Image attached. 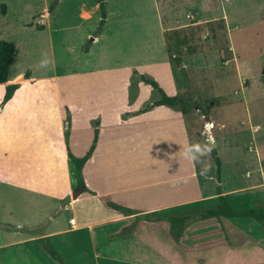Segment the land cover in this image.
Wrapping results in <instances>:
<instances>
[{
	"label": "crops",
	"instance_id": "0c3cea01",
	"mask_svg": "<svg viewBox=\"0 0 264 264\" xmlns=\"http://www.w3.org/2000/svg\"><path fill=\"white\" fill-rule=\"evenodd\" d=\"M154 5L161 21L158 0ZM48 12L44 10L45 15ZM105 26L106 20L101 31ZM168 60L171 62L169 54ZM162 66L166 81L158 84L166 94H178L172 64ZM28 71V78H24L26 71L13 77L9 72L8 80L0 83V102L6 84L18 83L0 107V188L8 189V199H0V206H9L2 209L6 214L0 215V251L21 245L32 253L36 245L44 256L32 264H58L60 240L84 232L92 248L106 253L121 249L115 260L123 264H147L141 254L151 249L159 255L153 262L147 261L152 264H264L263 229L261 226V237L256 236V223L253 228L245 227L247 232L238 227L244 234L236 231L226 237L223 233L217 236L218 230L202 231L198 226L230 217L197 219L174 239L168 221L139 218L151 211L177 212L193 205H213L218 202V185L228 200L232 191L248 184L240 179L241 171L233 165L236 161L225 162L220 152L219 181L215 169L202 175L201 163L184 159L185 146L192 144L184 115L176 106L153 104L160 93L140 76L137 80L133 77L134 71L144 75L139 69L122 65L72 74L74 70L37 72L32 66ZM75 75H80V80ZM156 91L158 96L153 95ZM95 129V148L82 167L86 190L79 187L73 197L79 188L68 148L82 156L93 142ZM212 179L214 184L207 182ZM225 182L231 183L228 188ZM109 200L132 208L134 213L109 207ZM60 214H66V225L55 221ZM239 219L257 222L251 217ZM17 227L23 230L19 232ZM45 243L58 258L49 254ZM125 248L138 252L124 254Z\"/></svg>",
	"mask_w": 264,
	"mask_h": 264
},
{
	"label": "rangeland",
	"instance_id": "374dc122",
	"mask_svg": "<svg viewBox=\"0 0 264 264\" xmlns=\"http://www.w3.org/2000/svg\"><path fill=\"white\" fill-rule=\"evenodd\" d=\"M105 5L106 26L97 32L101 12L95 0H0V39L12 41L17 48L11 76L32 66L37 72L74 70L76 74L126 65L165 85L162 63L172 64L180 98L176 107L184 115L191 143L215 147L225 162L236 161L240 179L248 181L228 195L232 209L264 204V0H158L161 21L154 0H105ZM162 28L179 30L195 49L189 53L182 47V69L172 56L168 60ZM94 36L99 37L93 41ZM42 60L47 61L46 67L40 66ZM134 73L137 80L140 75ZM74 77L80 80V75ZM201 159L202 166L215 169L211 154ZM207 182L214 184L213 179ZM229 184L225 182V187ZM0 199H8L6 187L0 188ZM3 208L9 206H0V215L6 214ZM66 219V214H60L55 221L66 225ZM253 223L256 236L261 237L258 222L239 218L205 222L198 228L218 230L217 236L228 237L240 232L238 227L247 232L245 227ZM22 228L17 227L19 232ZM60 247L58 264H123L115 260L121 249L106 253L92 248L84 232L60 240ZM35 248L33 260L21 245L3 249L0 264H32L44 256ZM123 250L124 254L138 252ZM156 256L152 249L141 254L147 264ZM160 257L163 262L164 256Z\"/></svg>",
	"mask_w": 264,
	"mask_h": 264
},
{
	"label": "trees",
	"instance_id": "16d2710c",
	"mask_svg": "<svg viewBox=\"0 0 264 264\" xmlns=\"http://www.w3.org/2000/svg\"><path fill=\"white\" fill-rule=\"evenodd\" d=\"M98 4L101 19L99 21V25L97 28V32H99L102 28V25L106 19V5L105 0H95ZM51 10V6H49ZM166 50L169 54V57L172 56L173 60L181 67V55H182V47H186V51L189 53H194L195 49L189 47V39L185 35H181L179 30L173 29L171 31L164 30L163 31ZM17 54V48L12 41L0 39V83H4L8 80L10 65ZM29 77V71H26L24 74V78ZM140 79L148 84H150L153 88H156L160 93V98L153 102L154 105L166 104L169 106H176L180 103V98L178 94L176 95H168L165 91L160 87L158 82L152 78L146 77L145 75H140ZM18 87V83H9L5 86V93L0 102V107L12 96L13 91ZM66 121H69V114L66 111ZM97 141V129H95V134L93 138V142L89 147L88 151H86L82 156H75L68 148V157L70 162L72 163L75 170V177L77 181V188H82L86 190L84 185V180L82 177V167L84 163L90 158ZM211 156L213 158V162L215 165V173L218 181L220 180V172H221V160L217 154L215 147L211 148ZM216 192L218 194V202L209 206H201V207H193L183 211H151L146 213L139 214V218L144 219H155V220H166L170 226V234L174 239H178L187 225L197 219H205L208 217H251L256 220L263 229V238H264V204H258L250 208L234 210L232 209L229 201L226 196L221 193L219 185L216 188ZM109 207H112L116 210H119L122 213L130 214L134 213L133 209L124 206L122 204L115 203L111 200L107 202ZM45 247L49 254L55 258H58V254L54 251V249L48 243H45Z\"/></svg>",
	"mask_w": 264,
	"mask_h": 264
},
{
	"label": "clouds",
	"instance_id": "9594fccd",
	"mask_svg": "<svg viewBox=\"0 0 264 264\" xmlns=\"http://www.w3.org/2000/svg\"><path fill=\"white\" fill-rule=\"evenodd\" d=\"M41 67H46L47 66V61L42 60L40 62ZM211 147L207 144L205 145H200V144H188L185 146L184 151H183V157L186 160L192 161L194 164L196 163H202V157H207L210 156L211 154ZM208 171V167L205 166L201 174H206Z\"/></svg>",
	"mask_w": 264,
	"mask_h": 264
},
{
	"label": "water",
	"instance_id": "95a60500",
	"mask_svg": "<svg viewBox=\"0 0 264 264\" xmlns=\"http://www.w3.org/2000/svg\"><path fill=\"white\" fill-rule=\"evenodd\" d=\"M206 118H208V116H207ZM213 145H214V144H213ZM80 190H81V189L79 188V189H77V191H74V193L72 194V196L75 197V196H76V193L79 192Z\"/></svg>",
	"mask_w": 264,
	"mask_h": 264
},
{
	"label": "built area",
	"instance_id": "2783aa9c",
	"mask_svg": "<svg viewBox=\"0 0 264 264\" xmlns=\"http://www.w3.org/2000/svg\"><path fill=\"white\" fill-rule=\"evenodd\" d=\"M207 124H208V123H207ZM207 124H206L205 130H206V128H207V129H208L207 132H209L211 128H210L209 125H207ZM210 124H211V123H210ZM70 222H72V219H70Z\"/></svg>",
	"mask_w": 264,
	"mask_h": 264
},
{
	"label": "bare ground",
	"instance_id": "6f19581e",
	"mask_svg": "<svg viewBox=\"0 0 264 264\" xmlns=\"http://www.w3.org/2000/svg\"><path fill=\"white\" fill-rule=\"evenodd\" d=\"M211 128V127H210Z\"/></svg>",
	"mask_w": 264,
	"mask_h": 264
}]
</instances>
